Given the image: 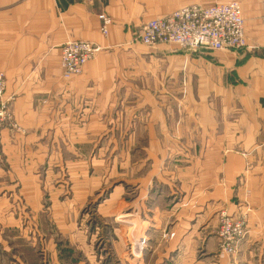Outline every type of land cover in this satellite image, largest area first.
I'll return each instance as SVG.
<instances>
[{
	"label": "crops",
	"instance_id": "0c3cea01",
	"mask_svg": "<svg viewBox=\"0 0 264 264\" xmlns=\"http://www.w3.org/2000/svg\"><path fill=\"white\" fill-rule=\"evenodd\" d=\"M230 1L241 7L242 50L187 52L135 38L149 20ZM99 14L111 20L106 36ZM69 41L99 50L65 81L60 52ZM0 73L11 98L10 124L0 127L6 169L0 168V185L7 175L11 189L34 191L39 168L75 158L71 143L126 138L118 151L126 167L142 159L129 183L136 194L132 212L121 211L131 207L128 201L116 206V219L127 217L132 256L141 252L147 225L171 224L166 242L152 232L156 245L149 243L140 264H264L261 0H0ZM139 140L146 144L129 152ZM166 141L188 143V149L166 152ZM219 210L233 220L244 217L247 234L232 260L217 256ZM122 247L114 248L121 253L118 264H130Z\"/></svg>",
	"mask_w": 264,
	"mask_h": 264
},
{
	"label": "rangeland",
	"instance_id": "374dc122",
	"mask_svg": "<svg viewBox=\"0 0 264 264\" xmlns=\"http://www.w3.org/2000/svg\"><path fill=\"white\" fill-rule=\"evenodd\" d=\"M181 106L184 110L185 104ZM9 124L2 123L0 127ZM121 141L108 143L102 137L93 144L71 143L75 158L71 154L69 158L50 161L48 169L39 168L34 191L11 189L6 184L7 175L4 177L5 185H0V264H118L121 253L117 255L114 248L124 245L126 262L140 264L149 243L156 245L152 232L160 233L162 242L172 236L167 232L171 224L158 229L149 224L140 232L141 252L132 256L130 236L125 230L127 217L116 219V206L120 200L128 201L131 207L121 211L132 212L136 194L129 183L133 167L136 170L142 159L135 158L127 168L118 151L125 150L128 142L126 138ZM145 144L142 140L134 142L128 145L129 152L137 154ZM188 145L166 141L162 148L172 153L174 148L182 147L184 151ZM4 166L5 160L0 158V168L6 170ZM32 247L36 250L33 260Z\"/></svg>",
	"mask_w": 264,
	"mask_h": 264
},
{
	"label": "built area",
	"instance_id": "2783aa9c",
	"mask_svg": "<svg viewBox=\"0 0 264 264\" xmlns=\"http://www.w3.org/2000/svg\"><path fill=\"white\" fill-rule=\"evenodd\" d=\"M264 17V0H261ZM99 31L108 33L111 20L99 14ZM141 44L153 47L174 44L187 52L239 51L246 47L244 20L240 4L236 1L217 3L210 7L188 6L171 14L145 22L135 37ZM99 48L90 42H66L60 52L62 79L71 80L79 75ZM5 82L0 73V124L10 123L11 98L4 95ZM216 238L220 256L233 257L238 244L246 236L244 217L233 220L225 211L218 216Z\"/></svg>",
	"mask_w": 264,
	"mask_h": 264
},
{
	"label": "trees",
	"instance_id": "16d2710c",
	"mask_svg": "<svg viewBox=\"0 0 264 264\" xmlns=\"http://www.w3.org/2000/svg\"><path fill=\"white\" fill-rule=\"evenodd\" d=\"M30 256H31L30 258H31L32 260H33V259H34V257H35V255H34V253H33V251H32V250L30 251Z\"/></svg>",
	"mask_w": 264,
	"mask_h": 264
}]
</instances>
